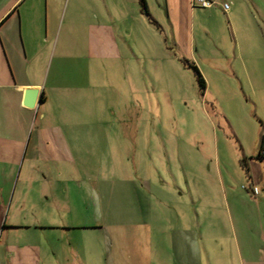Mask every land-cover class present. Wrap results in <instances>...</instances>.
I'll return each instance as SVG.
<instances>
[{
	"label": "rangeland",
	"instance_id": "1",
	"mask_svg": "<svg viewBox=\"0 0 264 264\" xmlns=\"http://www.w3.org/2000/svg\"><path fill=\"white\" fill-rule=\"evenodd\" d=\"M86 1L80 15L72 6L60 21H91L97 12L119 57L97 61L92 77H72L95 87L75 101L93 99L97 107L71 100L66 116H96L102 125L81 141L97 153L76 160L86 169L70 175L103 167V177H119L98 183L106 214L131 216L137 207L140 216L151 214L157 257L165 245L167 264L177 258L178 239L197 245L198 264H264V158L257 157L264 154V0H212L211 7L146 0V9L140 0ZM185 60L198 66L206 88ZM25 171L0 221V247L10 246L11 261L20 249L35 258L36 245L59 242L84 247V263L72 264H105L98 230L45 227L67 217L52 221ZM128 178L146 182L147 192L138 194ZM94 243L101 247L89 251Z\"/></svg>",
	"mask_w": 264,
	"mask_h": 264
},
{
	"label": "crops",
	"instance_id": "2",
	"mask_svg": "<svg viewBox=\"0 0 264 264\" xmlns=\"http://www.w3.org/2000/svg\"><path fill=\"white\" fill-rule=\"evenodd\" d=\"M71 1L0 0V221L4 204L14 197L21 173L26 170L25 179L37 181L38 193L52 221L61 215L67 217L65 223L51 222L46 228L68 232L98 230L107 244L105 264H167L160 260L165 245L159 246L161 252L157 257L151 214L140 216L139 207L131 216L114 209L106 214L98 183L119 182V177H103V167L94 170L98 171L96 175H70L72 170L86 169V163L76 165V160L85 159L88 152L97 153L95 146L87 148L81 141L95 137L102 125L96 116H66L65 104L69 105L71 100L73 104L81 102L82 108L87 104L90 109L97 107L93 99L76 102L74 98H82L86 91L90 93L95 88L90 85V78L87 81L90 84L86 85L81 80L73 81L72 77H92L97 61L119 57L115 34L109 28L104 37L103 23L96 20L97 12L91 21H79V16L66 23L65 18L60 21L62 12L66 14L70 7L73 6L71 13L78 15L85 8L81 6L83 0H74L70 6ZM111 45L115 46L114 50ZM30 88L40 89L35 108L24 104ZM124 181L130 186L132 183L138 194L147 192L144 181L141 184L133 178ZM146 211L143 208L142 213ZM185 240L178 239L174 246L177 258L171 264L199 263L195 258L197 245L187 244ZM96 247L101 245L94 243L88 248L95 251ZM82 248L59 242L49 247L36 245L35 258L20 249V260L11 261V248L4 246L0 247V264L83 262ZM72 254L78 259H72Z\"/></svg>",
	"mask_w": 264,
	"mask_h": 264
},
{
	"label": "trees",
	"instance_id": "3",
	"mask_svg": "<svg viewBox=\"0 0 264 264\" xmlns=\"http://www.w3.org/2000/svg\"><path fill=\"white\" fill-rule=\"evenodd\" d=\"M140 1L142 2L144 8L146 9V8L148 7V6H147V1H146V0H140ZM185 62H186V64H188L189 67L193 68V70L196 72V75H197V77H198V79H199V81H200L202 87H203V88H206V81H205V79H204L202 73L200 72L198 66H196L195 64L190 63L189 61H186V60H185ZM43 99H44V97L42 96V97H41V101H43ZM263 148H264V142H263ZM257 157L260 158V159H262V158H264V154H263V153H260ZM244 167H245V164H244ZM246 170H247L246 173L248 174V176H250V170H249V167H246ZM250 177H251V176H250Z\"/></svg>",
	"mask_w": 264,
	"mask_h": 264
},
{
	"label": "water",
	"instance_id": "4",
	"mask_svg": "<svg viewBox=\"0 0 264 264\" xmlns=\"http://www.w3.org/2000/svg\"><path fill=\"white\" fill-rule=\"evenodd\" d=\"M40 89L30 88L26 91L24 104L30 108H35L37 101L39 102Z\"/></svg>",
	"mask_w": 264,
	"mask_h": 264
},
{
	"label": "built area",
	"instance_id": "5",
	"mask_svg": "<svg viewBox=\"0 0 264 264\" xmlns=\"http://www.w3.org/2000/svg\"><path fill=\"white\" fill-rule=\"evenodd\" d=\"M214 1L212 0H194L195 5H200L203 7H211ZM224 7L227 9L229 7L228 4H225Z\"/></svg>",
	"mask_w": 264,
	"mask_h": 264
}]
</instances>
